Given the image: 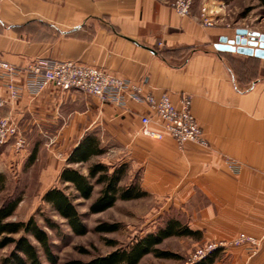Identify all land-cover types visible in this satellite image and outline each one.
<instances>
[{"label": "crops", "instance_id": "0c3cea01", "mask_svg": "<svg viewBox=\"0 0 264 264\" xmlns=\"http://www.w3.org/2000/svg\"><path fill=\"white\" fill-rule=\"evenodd\" d=\"M174 1L0 0V59L19 69L36 60L96 68L143 95L165 93L176 107L188 96L209 148L179 149L165 134L142 135L141 116L152 118L151 131L162 132L144 103H101L53 84L29 93L23 72L16 77L20 97L0 108V118L11 119L28 142L69 150L58 183L70 152L95 139L102 156H115L108 171L125 166L141 192L181 212L170 219L183 220L197 239L244 233L260 246L253 257L247 246L230 249L241 256L233 264H264V60L217 51L219 39L233 40L239 28H205L196 0L187 17L173 12ZM6 94L0 83V96ZM227 160L237 163V173Z\"/></svg>", "mask_w": 264, "mask_h": 264}, {"label": "rangeland", "instance_id": "374dc122", "mask_svg": "<svg viewBox=\"0 0 264 264\" xmlns=\"http://www.w3.org/2000/svg\"><path fill=\"white\" fill-rule=\"evenodd\" d=\"M198 5L206 4L209 7L212 24L220 26L236 27L264 35V12L255 0H196ZM22 150H16L12 142L6 145L3 156H0V173L5 177L4 191L0 193V206L7 200L19 198V203L13 216L12 222H26L30 218L48 234L51 255L56 264H65L70 261L90 262L96 258L104 257L116 250H128L138 240L149 234L156 233L163 228L170 218H179L181 212L173 210L168 204L161 202L149 195L130 201H116L113 207L100 214H90L89 206L97 197L99 187H95L94 193L89 200H76V193L71 187L58 183L59 164L67 148H52L47 142L26 141ZM34 153V160L29 161L30 154ZM14 157H11V156ZM54 155V156H53ZM94 162L108 165L115 162V156H100L92 159L84 165L69 166L86 175L88 166ZM134 174L126 176L121 185L137 184ZM55 186L62 189L68 196L73 198L77 211L81 214L82 223L86 227V234L75 235L68 227L65 220L59 218L50 206L42 201L45 192ZM75 199V200H74ZM45 219L56 226L49 229ZM182 225L185 222L182 220ZM117 225L113 233L100 234L95 232L99 225ZM234 238V237H233ZM30 242L36 246L37 253L42 264H50L46 255L39 245L28 236ZM232 239V238H231ZM230 240V239H228ZM218 241H202L197 238L171 237L164 240L157 248L162 251L176 254V259H159L152 255L145 256L139 264H186L187 261L199 249L210 243ZM114 243V245H110ZM219 251L213 264H233L232 260L240 259L241 256L234 251ZM13 251V246L0 249V264ZM248 257H253L257 251L246 252Z\"/></svg>", "mask_w": 264, "mask_h": 264}, {"label": "trees", "instance_id": "16d2710c", "mask_svg": "<svg viewBox=\"0 0 264 264\" xmlns=\"http://www.w3.org/2000/svg\"><path fill=\"white\" fill-rule=\"evenodd\" d=\"M264 12V0H255ZM104 150L100 148L99 142L87 138L74 148L68 158L67 165H84L92 159L100 157ZM34 153L29 161L34 160ZM83 175L75 168L63 169L59 182L66 187H71L76 193V200L91 199L95 187H99L97 197L89 206L90 214H100L115 204L116 201H130L145 197L137 184L121 185L126 176L127 169L120 166L108 171L107 167L99 162L90 164ZM5 177L0 174V193L4 191ZM74 199V200H75ZM19 198L7 200L0 206V249L13 246V251L1 264H42L40 262L36 246L29 241L28 236L39 245L46 259L50 264H56L55 258L51 255L48 234L30 218L26 222H12L9 219L13 216L19 203ZM42 201L54 210L57 216L66 221L69 229L78 236L86 234V227L82 223L81 214L77 211L73 198L68 196L62 189L53 188L44 193ZM49 229H56V226L45 219ZM117 225L103 224L95 228V232L108 234L115 232ZM171 237L198 238L196 232L190 231L185 225L173 219L168 220L163 228L153 234H149L138 240L128 250H116L104 257L96 258L90 262L70 261L65 264H139L148 255L159 259H178L179 256L170 252L159 250L157 247L166 239ZM110 245H114L111 243ZM219 251L214 252L206 259L195 264H213Z\"/></svg>", "mask_w": 264, "mask_h": 264}, {"label": "built area", "instance_id": "2783aa9c", "mask_svg": "<svg viewBox=\"0 0 264 264\" xmlns=\"http://www.w3.org/2000/svg\"><path fill=\"white\" fill-rule=\"evenodd\" d=\"M192 6L193 0H175L170 5L173 12L179 17L189 16ZM210 15L209 7L206 4L199 7V20L205 28L213 26ZM20 72L27 75L25 90L29 93L39 94L48 85L53 84L54 87L63 92H80L87 96L96 97L101 103L121 105L124 103V99L144 103L157 119L162 132L151 131L149 125L153 121L152 118L141 116L142 135L161 139L162 135L165 134L175 142L179 149H182L186 143L196 144L202 148H209L210 146L191 113L190 97H182L178 107H176L169 101L170 99L165 93L158 97L151 94L143 95L139 88L130 85L125 80L108 75L99 69L81 66L73 62L36 60L26 65L24 69H19L0 59V83L7 93L5 97L0 96V108L9 107L19 99L21 90L16 84V77ZM11 142L16 150L24 148L25 140L14 122L7 117L0 118V147ZM226 166L233 173L239 171V166L234 161L227 160ZM240 246H247L249 250L255 253L260 246V240L239 233L230 240L210 243L197 250L186 264H195L216 251Z\"/></svg>", "mask_w": 264, "mask_h": 264}, {"label": "water", "instance_id": "95a60500", "mask_svg": "<svg viewBox=\"0 0 264 264\" xmlns=\"http://www.w3.org/2000/svg\"><path fill=\"white\" fill-rule=\"evenodd\" d=\"M215 49L219 52L236 53L264 60V35L245 29H236L233 40L222 37Z\"/></svg>", "mask_w": 264, "mask_h": 264}]
</instances>
